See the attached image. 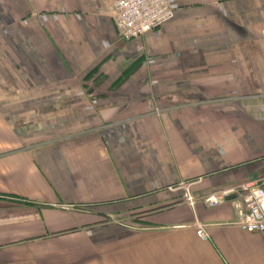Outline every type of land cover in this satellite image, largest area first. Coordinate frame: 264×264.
<instances>
[{"label":"crops","instance_id":"obj_1","mask_svg":"<svg viewBox=\"0 0 264 264\" xmlns=\"http://www.w3.org/2000/svg\"><path fill=\"white\" fill-rule=\"evenodd\" d=\"M171 3L125 40L112 0H0V264H264L204 201L264 178V0Z\"/></svg>","mask_w":264,"mask_h":264},{"label":"built area","instance_id":"obj_2","mask_svg":"<svg viewBox=\"0 0 264 264\" xmlns=\"http://www.w3.org/2000/svg\"><path fill=\"white\" fill-rule=\"evenodd\" d=\"M112 18L120 36L130 40L145 35L159 28L174 17L175 9L171 0H112ZM184 197L194 205V196L190 185H183ZM233 194L239 196L235 201L237 224L249 233L264 235V178L245 181L237 186L213 192L204 197L206 205L216 207L221 205ZM197 235L203 240L209 239L204 226L197 227Z\"/></svg>","mask_w":264,"mask_h":264},{"label":"rangeland","instance_id":"obj_3","mask_svg":"<svg viewBox=\"0 0 264 264\" xmlns=\"http://www.w3.org/2000/svg\"><path fill=\"white\" fill-rule=\"evenodd\" d=\"M9 256V255H8ZM7 256H5V257H1L0 258V262L1 263H4L5 262V259H8V260H10V259H16V258H20L21 256L20 255H17V256H15V257H7Z\"/></svg>","mask_w":264,"mask_h":264},{"label":"water","instance_id":"obj_4","mask_svg":"<svg viewBox=\"0 0 264 264\" xmlns=\"http://www.w3.org/2000/svg\"><path fill=\"white\" fill-rule=\"evenodd\" d=\"M232 198V196H230L228 199Z\"/></svg>","mask_w":264,"mask_h":264}]
</instances>
